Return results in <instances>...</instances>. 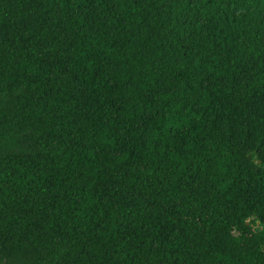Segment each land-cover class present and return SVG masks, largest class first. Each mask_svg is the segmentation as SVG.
I'll return each instance as SVG.
<instances>
[{"label":"trees","instance_id":"trees-1","mask_svg":"<svg viewBox=\"0 0 264 264\" xmlns=\"http://www.w3.org/2000/svg\"><path fill=\"white\" fill-rule=\"evenodd\" d=\"M0 264H264V0H0Z\"/></svg>","mask_w":264,"mask_h":264}]
</instances>
